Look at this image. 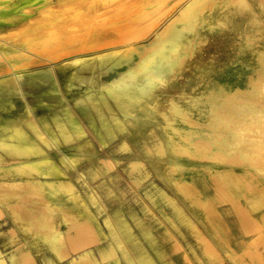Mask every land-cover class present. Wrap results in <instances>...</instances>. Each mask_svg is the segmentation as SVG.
I'll use <instances>...</instances> for the list:
<instances>
[{"label": "rangeland", "instance_id": "rangeland-1", "mask_svg": "<svg viewBox=\"0 0 264 264\" xmlns=\"http://www.w3.org/2000/svg\"><path fill=\"white\" fill-rule=\"evenodd\" d=\"M100 1L0 0V209L51 232L64 187L160 264H264V0Z\"/></svg>", "mask_w": 264, "mask_h": 264}, {"label": "crops", "instance_id": "crops-1", "mask_svg": "<svg viewBox=\"0 0 264 264\" xmlns=\"http://www.w3.org/2000/svg\"><path fill=\"white\" fill-rule=\"evenodd\" d=\"M61 190L57 201L64 208L51 232L47 211L23 202L0 209V264H143L145 259L160 264L159 255L135 244L129 227L115 221L113 213L103 217L91 199L81 203L76 193Z\"/></svg>", "mask_w": 264, "mask_h": 264}, {"label": "bare ground", "instance_id": "bare-ground-1", "mask_svg": "<svg viewBox=\"0 0 264 264\" xmlns=\"http://www.w3.org/2000/svg\"><path fill=\"white\" fill-rule=\"evenodd\" d=\"M101 1H102V0H101ZM101 1H100V3H101ZM111 1H112V0H111ZM117 1H118V0H117ZM119 1H120V0H119ZM125 1H126V0H125ZM129 1H130V0H129ZM129 1L127 0L126 2H129ZM75 2H76V1H75ZM108 2H109V1H108ZM123 2H124V1H123ZM126 2H125V4H126ZM132 2H133V1H132ZM132 2H130V3L132 4ZM116 3H117V2H116ZM133 3H134V2H133ZM97 4H98V3H97ZM108 4H109V3H108ZM111 4H112V3H111ZM122 4H123V3H122ZM67 5H69V4H67ZM75 5H76V4H75ZM104 5H105V4H104ZM117 5H118V3H117ZM117 5H116V6H117ZM119 5H120V4H119ZM187 5H189V4H187ZM97 6H98V5H97ZM122 6H127V5H122ZM191 6H192V5H191ZM113 7H114V6H113ZM129 7H130V6H129ZM129 7H128V8H129ZM48 8H49V7H48ZM106 8H107V7H106ZM111 8H112V6H111ZM122 8H124V7H122ZM189 8H190V7H189ZM89 9H90V10H89ZM91 9H92V10H91ZM93 9H96V6L93 7V3H92V6L90 5V7H88V11H85V13H83L84 10L81 11V8H80V9H78V10H79L78 12L75 11V13L73 14V19L76 20V18H77L78 16H79V17H80V16H84V18H87V20H89V19L92 18V17H93V18L96 17V18H95V22H92V21H91L89 24L87 23L88 25H90L91 23H93L92 25L95 26L96 24H98V23L96 22V19L98 20L99 18H102V17H103V16H102L103 14L101 15V13H99V11H97V10L93 12ZM107 9H110V8H107ZM113 9H114V8H113ZM119 9H121V8H119ZM119 9H118V11H117L118 13H119V11H120ZM125 9H126V8H125ZM137 9H138V8H137ZM137 9H136V10H137ZM187 9H188V8H187ZM111 10H112V9H111ZM114 10H115V9H114ZM126 10H127V9H126ZM136 10H135V11H136ZM109 11H110V10H109ZM112 11H113V10H112ZM61 12H62V11H61ZM103 12H104V11H103ZM103 12H102V13H103ZM106 12H107V11H106ZM106 12H105V13H106ZM117 12H116V13H117ZM120 12H121V11H120ZM184 12H185V11H184ZM53 13H54V11H49L48 13H45L48 17L45 16L44 20L42 21V23H43L42 25H48L49 27H52L54 30H56L55 28L58 29V26L61 27V26H62L64 23H66L67 21H65L66 16H64L63 14H56V15H53ZM55 13H56V12H55ZM116 13L113 12V15L116 14ZM128 13H129V11H128ZM128 13L125 12V14H128ZM104 15H105V14H104ZM146 15H147V14H144L143 16H146ZM104 17H106V16H104ZM114 17H115V16H114ZM60 18H61V19H60ZM82 18H83V17H82ZM93 18H92V19H93ZM115 18H117V17H115ZM122 19H123V18H122ZM112 20H113V19H112ZM39 21H40V20H39ZM93 21H94V19H93ZM114 21H116V20L114 19L113 22H114ZM173 21L175 22L176 20H173ZM173 21H172V23H173ZM177 21H178V20H177ZM85 22H86V21H85ZM133 22H134V21H133ZM94 23H96V24H94ZM172 23H169V24L171 25ZM135 24H136V23H135ZM56 25H57V26H56ZM85 25H86V24H85ZM88 25H87V26H88ZM92 25H91V26H92ZM98 25H100V24H98ZM98 25H97V26H98ZM133 25H134V24H133ZM55 26H56V27H55ZM94 26H93V27H94ZM100 26H101V25H100ZM130 26H132V25H130ZM168 26H169V25H168ZM171 27H172V26H170V30H169V27H168L167 30L171 31ZM38 28H39V27H38ZM41 28H42V26H41ZM64 28H65V27H64ZM74 28H75V27H74ZM94 28H97V27H94ZM94 28H91L90 30H93ZM47 29H48V28H47ZM53 29H50V31H52ZM69 29H70V28H69ZM72 29H73V28H72ZM114 29H115V28H114ZM122 29H123V28H122ZM122 29H121V30L119 29V30L122 31ZM74 30H75V29H74ZM94 30H95V29H94ZM94 30H93V31H94ZM96 30L98 31V29H96ZM99 30H100V28H99ZM164 30H165V32H166V28H165ZM164 30H163V31H164ZM40 31H41V30H40ZM59 31H60V30H59ZM62 31H63V30H62ZM67 31H68V30H67ZM174 31H175V30H174ZM38 32H39V31H38ZM65 32H66V30H65ZM69 32H70V31H69ZM72 32H73V31H72ZM94 32L96 33V31H94ZM98 32H99V31H98ZM123 32H124V31H123ZM172 32H173V31H172ZM172 32H171V33H172ZM19 33H20V32H19ZM29 33H30V32H29ZM33 33H34V32H33ZM46 33H47V32H46ZM46 33H45V34H46ZM54 33H55V32H54ZM80 33H81V32H80ZM82 33H83V32H82ZM91 33H92V31H91ZM108 33H109V32H108ZM162 33H163V32H162ZM167 33H168V32H167ZM50 34H51V33H50ZM55 34H56V33H55ZM64 34H65V33H64ZM69 34H70V33H69ZM56 35H57V34H56ZM166 35H168V34H166ZM14 36H15V35H14ZM41 36H42V35H41ZM49 36H50V35H49ZM64 36H65V35H64ZM64 36H61V37H64ZM75 36H76V35H75ZM75 36H74V37H75ZM168 36H169V35H168ZM108 37H109V36H108ZM25 38H26V37H25ZM30 38H31V37H30ZM34 38L36 39L35 36H34ZM69 38H70V37H69ZM77 38H78V37H77ZM27 39H28V38H26V40H27ZM32 39H33V37H32ZM40 39H41V38H40ZM63 39H64V38H63ZM63 39H62V40H63ZM67 39H68V38H67ZM70 39H71V38H70ZM73 39H74V38H73ZM122 39H123V38H122ZM28 40H29V39H28ZM30 40H31V39H30ZM36 40H37V39H36ZM59 40H60V37H59ZM62 40H60L59 42H61ZM24 41H25V40H24ZM24 41H23V42H24ZM76 41H77V40H76ZM137 41H138V40H137ZM37 43H38V42H37ZM39 43H40V42H39ZM41 43H43V41H41ZM44 43H46V41H44ZM44 43H43V44H44ZM68 43H69V42H68ZM76 43H77V42H76ZM126 43H127V41H126ZM126 43H125V45H126ZM128 43H129V42H128ZM33 44H34V43H33ZM47 44H48V43H47ZM130 44H131V43H130ZM135 44H136V43H135ZM138 44H139V43H138ZM36 45H37V44H36ZM36 45H33V46H36ZM44 45H45V44H44ZM58 45H59V44H58ZM112 45H113V43H112ZM118 45H119V44H118ZM121 45H122V44H121ZM121 45H120V46H121ZM28 46H29V45H28ZM107 46H108V45H107ZM126 46H127V45H126ZM126 46H125V47H126ZM84 47H85V46H84ZM125 47H124V48H125ZM130 47H131V46H130ZM41 48H42V47H41ZM46 49H47V48H46ZM62 49H63V48H62ZM45 51H46V50H45ZM95 52H96V51H95ZM17 53L20 55L19 52H16V53L13 54V55H16ZM23 53H24V52H23ZM47 53H48V52H47ZM84 53H85V52H84ZM96 53H97V52H96ZM139 53H141V52H139ZM49 54H50V53H49ZM79 54H80V52H79ZM10 55H12V53H11ZM13 55H12V56H13ZM19 55H18V56H19ZM22 55H23V57H25L24 54H21L20 56H22ZM52 55H53V54H52ZM74 55L76 56V54H74ZM20 56H19V57H20ZM65 56H66V55H65ZM83 56H84V55H83ZM86 56H87V55H86ZM9 57H10V56H9ZM27 57H28V56H27ZM70 57L72 58V56H70ZM70 57H69V58H70ZM79 57H80V56H79ZM13 58H14V57H13ZM16 58H18V57H16ZM16 58H15V59H16ZM44 58H45V57H44ZM66 58H67V56H66ZM127 58H129V57H127ZM148 58H149V57H148ZM25 59H26V58H25ZM67 59H68V58H67ZM11 60H12V59H11ZM36 60H37V59H36ZM65 60H66V59H65ZM79 60H80V59H79ZM42 61H43V60H42ZM130 61H132V58H131ZM145 61H146V60H145ZM22 62H23V61H22ZM22 62H21V63H22ZM70 65H71V64H70ZM80 65H81V64H80ZM100 65H101V64H100ZM161 65H162V59H161V57H160L159 60H156V61H155V66H154V67H161ZM7 67H8V66H7ZM69 67H70V66H69ZM24 68H25V67H24ZM24 68H23V70H24ZM21 69H22V68H21ZM16 70H17V69H16ZM1 71H2V70H1ZM122 77H123V75H122L120 78H118V79H121ZM123 86H124V84H123ZM129 86H130V85H129ZM140 88H141V87H140ZM251 90H253V89H251ZM142 91H144V90L142 89ZM250 92H251V91H250ZM253 92H254V91H253ZM263 92H264V91H263ZM263 92H262V93H263ZM141 93H143V92H141ZM254 93H255V92H254ZM256 93H257V92H256ZM243 94H244V93H243ZM248 94H249V93H248ZM143 95H144V94H143ZM238 95H239V94H238ZM238 95L236 96L237 98H238ZM261 95H262V94H261ZM261 95H260V97H261ZM263 95H264V94H263ZM242 96H243V95H242ZM246 96H247V95H246ZM258 96H259V95H258ZM258 96H257V97H258ZM248 97H250V95H249ZM248 97H247V98L245 97V98L248 99ZM260 97H259V98H260ZM242 99L246 101V99H244L243 97H242ZM249 99H250V98H249ZM249 99H248V100H249ZM248 102H250V101H248ZM248 102H247V103H248ZM252 103H253V102H252ZM248 104H249V103H248ZM250 104H251V103H250ZM253 105H256V104H253ZM253 105H252V106H253ZM263 106H264V105H263ZM250 107H251V106H250ZM261 107H262V106H261ZM250 109H251V108H250ZM250 109H249V110H250ZM255 109H256V108H255ZM259 109H261V108H259ZM259 109H258V110H259ZM247 110H248V109H247ZM249 110H248V111H249ZM256 110H257V109H256ZM248 111H247V112H248ZM251 111H252V109H251ZM251 111H250V112H251ZM254 112H255V110H254ZM254 112H251V113L253 114ZM260 113H261V112H260ZM257 114H258V113H257ZM257 114H256V115H257ZM246 118H247V117H246ZM249 124H250V123H249ZM235 125H236V124H235ZM260 125H261V124H260ZM240 126H241V125H240ZM262 130H263V129H262ZM235 131H236V130H235ZM234 134H235V133H234ZM260 134H261V133H260ZM256 135H257V134H256ZM251 136H252V135H251ZM255 137H256V136H255ZM235 163H236V162H235Z\"/></svg>", "mask_w": 264, "mask_h": 264}]
</instances>
